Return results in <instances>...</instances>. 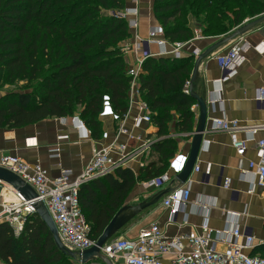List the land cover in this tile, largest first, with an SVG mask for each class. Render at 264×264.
Wrapping results in <instances>:
<instances>
[{"label": "trees", "instance_id": "16d2710c", "mask_svg": "<svg viewBox=\"0 0 264 264\" xmlns=\"http://www.w3.org/2000/svg\"><path fill=\"white\" fill-rule=\"evenodd\" d=\"M125 4V0H0V86H20L0 96V129H21L73 116L79 110V117L97 138L103 95H109L114 109L124 115L129 78L118 44L130 38V31L125 20L103 14L122 10ZM262 14L263 0H153L154 19L170 43L193 38L191 17L195 30L214 38ZM193 64L191 57H149L142 65L141 99L159 137L194 130L191 109L196 104L182 94ZM177 142L164 138L155 143L154 159L136 174L118 170L79 188L78 205L92 241L100 237L137 183L167 170ZM0 263L80 264L58 251L46 226L35 216L18 236L9 226L0 225Z\"/></svg>", "mask_w": 264, "mask_h": 264}, {"label": "built area", "instance_id": "2783aa9c", "mask_svg": "<svg viewBox=\"0 0 264 264\" xmlns=\"http://www.w3.org/2000/svg\"><path fill=\"white\" fill-rule=\"evenodd\" d=\"M136 2L137 0H134L133 4ZM136 15L135 7L109 12V16L127 21L129 30L136 27V22L128 21V18ZM197 33V30L193 33L195 40L200 39ZM145 44L148 47L160 48L162 57L173 60L191 57L195 61L199 56L197 49L187 54L184 50L185 43H170L164 38L160 27L150 29L146 39L133 37L131 43L123 49L133 59L131 65L127 64L126 70V76L129 78L127 112L124 115L119 114L114 109L110 96L103 95L97 115V120L102 127L97 138L92 137L91 131L78 114L52 118L62 129H73L79 135L76 141H71L68 133L58 134L56 143L49 150L50 159L60 158L64 144L88 142L91 145L90 158L79 173H74L68 168H61L58 174L52 177L49 171L38 162L28 163L16 155H0V168L21 179L36 196L34 199H26L17 190L0 180V225L9 226L15 236H18L28 220L31 217H37L34 205L42 203L64 247L75 253L90 249L95 242L89 238V226L78 205L79 188L92 180L115 175L118 170H130L136 174L141 167L153 160V147L164 138L188 139L190 143L193 132L184 134L170 132L165 137L156 135L157 129L152 123L151 112L141 100L142 92L139 84L144 61L153 56L149 51L143 52ZM250 49L263 54L264 43L251 45L239 38L213 56L221 72L219 83L238 73L245 61V53ZM182 94L189 96V81L185 83ZM255 95L257 103L263 104L264 87L257 89ZM191 110L197 116L196 105ZM206 129L208 132H224L229 135L231 147L235 150L238 159L237 169L240 174L245 172L242 163L247 147L250 144L253 145L255 160H248L247 166L254 181L249 184L246 193L253 195L256 187L263 189L264 123L241 125L236 120L222 117L211 119ZM258 134H261L259 138ZM24 144L26 148L38 146L35 137L26 138ZM175 157L176 154L169 159L167 170L161 176L139 184L141 189L150 196L158 191L167 190L160 205L168 212L169 223H172L176 215L185 214L188 204L191 211H207L213 204L205 198H196L190 203L191 181L188 179L184 184H179L175 179L176 175L182 171L187 155L178 171H175L173 166ZM211 169L210 163H205L201 168L195 164L192 172L202 171L208 176ZM171 181L176 182L177 185L166 188ZM222 189L230 191L231 185L228 178L223 179ZM238 218L239 215L226 212V225L220 231L211 230L207 220L204 219L198 231L173 237L165 236L158 223L152 222L140 229L134 238L119 237L108 241L100 249V254L110 264H264V254H249L256 245L255 238L240 229L237 224ZM217 243H222L225 250L219 251ZM96 260L101 261L98 258Z\"/></svg>", "mask_w": 264, "mask_h": 264}, {"label": "crops", "instance_id": "0c3cea01", "mask_svg": "<svg viewBox=\"0 0 264 264\" xmlns=\"http://www.w3.org/2000/svg\"><path fill=\"white\" fill-rule=\"evenodd\" d=\"M133 2L134 0H126L125 4V8L135 7L137 10L135 17L128 18V21L136 22V27L129 30L130 41L133 37L146 39L150 29L159 27L153 16V0H137L136 4H133ZM190 26L194 33L196 30L192 24ZM197 34L200 39L195 40L192 38L188 43L182 42L185 43L184 50L187 54L197 49L199 55H201L215 42L202 36L199 31ZM241 39L251 45L264 43V23L248 32ZM230 43L213 50L198 66L197 79L193 87L194 91L205 99L206 104L208 101L207 128L211 119L222 117L236 120L241 125L264 123V103L260 104L255 100L256 90L264 87V53L260 54L254 50H248L245 53V61L238 73L234 77L219 83L221 72L213 56L219 54ZM148 51L153 54V58H165L161 56L160 48L148 47L145 44L143 52ZM125 61L128 65H131L133 62L131 55H125ZM209 100L212 101L209 102ZM196 114L198 115V110ZM60 133H68L71 141H76L79 135L73 129H62L52 119H46L37 125L13 129L4 133L0 132V155H16L28 163L38 162L49 171L52 177H55L61 168H68L74 173H79L90 158L91 145L88 142L64 144L62 145L60 158L57 160L50 159L49 150L56 143V136ZM260 136L261 134L257 135L258 138ZM30 137L37 139V148L25 147L24 140ZM203 142V150H200L196 164L201 168L205 163H210L212 169L208 176L204 175L202 171L191 173L188 178L191 181L190 203L196 198H205L213 203L212 206L207 211H191L190 204H188L185 214L176 215L172 223H169L168 212L163 210L160 203H158L146 209L142 213V218L134 224L133 228L141 222H146V226L152 222H157L165 236L173 237L188 234L191 231H198L200 224L206 219L211 230L220 231L226 225V212L234 213L239 215L237 224L240 229L255 238L256 245L249 254L263 255L264 188L259 189L256 187L253 195L246 193L249 184L254 181L253 175L247 166L248 160H255L253 145L250 144L247 147L242 163L245 172L240 174L237 169L238 159L235 150L231 147L228 134L208 132L203 135ZM177 143L179 144L177 145L178 149L175 153L176 157L173 165L175 171L179 170L189 147L188 139L178 140ZM224 178L230 180V191L222 189ZM176 185V182L171 181L166 188H173ZM136 194L139 197L143 195L141 196L143 198L140 201L138 200L139 202L152 197L142 189H137ZM121 231L122 229L119 232ZM137 233L135 235L124 233L123 236L134 238ZM217 249L224 251L225 247L222 243H217ZM87 264H90V262Z\"/></svg>", "mask_w": 264, "mask_h": 264}, {"label": "water", "instance_id": "95a60500", "mask_svg": "<svg viewBox=\"0 0 264 264\" xmlns=\"http://www.w3.org/2000/svg\"><path fill=\"white\" fill-rule=\"evenodd\" d=\"M264 23V16L250 21L242 26H240L231 36L217 41L211 47H209L203 54L199 55L193 64V68L191 71V75L189 78V96L193 99L196 104L198 115L196 118V123L193 130V136L190 140L187 159L183 166L182 171L176 175L175 179L179 184H184L192 173V169L194 168L197 157L199 155L202 142H203V135L208 132L206 129L207 124V114L208 108L205 99L197 94L194 91V84L197 79L198 74V66L200 62L205 59L213 50L223 46L224 44L233 42L234 40L243 37L251 30L257 28L259 25ZM0 180L13 189L17 190L20 194H22L26 199H34L36 196L33 190L26 185L21 179H19L14 174L10 173L9 171L0 168ZM167 193V190L158 191L149 199H146L139 203L137 206H123L120 208L113 218L110 220L100 237L95 241L94 245L83 252L75 253L67 249L62 245L60 242L56 229L53 225L52 220L48 216L44 206L42 203H36L34 205L36 216L44 223L46 226L49 235L52 238V241L55 247L60 251L63 255H66L69 258L78 260L80 264H87L88 262L94 261L97 258L100 259L105 264H110L105 257L100 254V249L111 240V238L117 234L125 225L126 223L133 217L139 215L146 209L155 206L156 204L160 203L161 199Z\"/></svg>", "mask_w": 264, "mask_h": 264}, {"label": "rangeland", "instance_id": "374dc122", "mask_svg": "<svg viewBox=\"0 0 264 264\" xmlns=\"http://www.w3.org/2000/svg\"><path fill=\"white\" fill-rule=\"evenodd\" d=\"M263 1H264V0H263ZM125 2H126V0H125ZM103 15H107V16H109V12H104ZM262 16H264V14H262V15H258V16L253 17V18L246 19V20H244V22H243L240 26H242V25H244V24H246V23H248V22H250V21L256 20V19H258V18H260V17H262ZM189 20H190V24H193L192 17H191ZM174 21L176 22V19H175ZM171 22H172V21H170L168 25H171ZM216 22H218V20H217ZM219 22H220V23H225L223 20H219ZM157 23H158V22H157ZM158 25H159L160 29L163 31V29H162V27L160 26L159 23H158ZM240 26H239V27H240ZM230 27H231V26H230ZM230 27L227 28V29H228L227 32H225V33L222 32V34H221V32H219L217 36H215L214 38H210V39H212V40L215 41V42L220 41V40H223V39H225V38L231 36V34L234 33V32L236 31V29L239 28V27H237V28L234 27V28L229 29ZM227 29H226V30H227ZM210 35H213V34H210ZM130 37H131V36H130ZM215 42H214V43H215ZM130 43H131L130 38H128V39H126V40L120 41L119 44H118V46L120 47V49L122 50V52H123L124 55H127V54H126L125 51H123V49H124L125 47H127ZM18 87H20L18 84H17V85H4V86H0V96L4 95V94H6V93H10V92H16V91L18 90ZM141 100H142V99H141ZM78 112H79V110L76 112V114H78ZM176 117H177V116H176ZM176 117H173V118L175 119ZM196 118H197V116L195 117V121H196ZM37 124H40V122L37 123ZM37 124H36V125H37ZM101 127H102V125H101ZM5 131H9V130L6 129V128H4V129H0V132H3V133H4ZM192 132H193V131H192ZM178 140H179V139H178ZM178 144H179V143H177V145H178ZM152 158L154 159V155L152 156ZM139 184H140V183H137V184L135 185V187L132 189V191H131L129 197L127 198V200L125 201V204H124L123 206H137L139 203L142 202V201H141V202H139V201L143 198V197H141V196H143V195H141V196L139 197V196L136 194L137 189H141V187L139 186ZM139 195H140V194H139ZM9 198H10V197H9ZM134 198H135V199H134ZM138 200H139V201H138ZM138 202H139V203H138ZM142 213H144V211H143ZM142 213H140L139 215H137V216L131 218V219L126 223V225L122 228V231H123V232L121 231V232H118L117 234H115V235L111 238V241H113V240H115V239H117V238H119V237H125V236H123L124 233H128L129 235H135V234H136L141 228H143L144 226H146V224H147L146 222H141L140 224H138L137 226H135V227L133 228L134 224L137 223V222L142 218V216H143ZM0 264H1V263H0ZM90 264H105V263H103V262H101V261H99V260H94V262H90Z\"/></svg>", "mask_w": 264, "mask_h": 264}, {"label": "bare ground", "instance_id": "6f19581e", "mask_svg": "<svg viewBox=\"0 0 264 264\" xmlns=\"http://www.w3.org/2000/svg\"><path fill=\"white\" fill-rule=\"evenodd\" d=\"M197 93V92H196ZM198 94V93H197Z\"/></svg>", "mask_w": 264, "mask_h": 264}]
</instances>
